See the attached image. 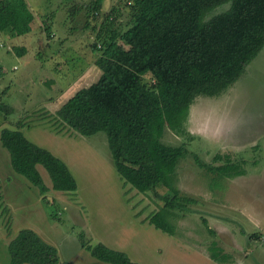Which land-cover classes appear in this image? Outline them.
Returning a JSON list of instances; mask_svg holds the SVG:
<instances>
[{"label":"rangeland","instance_id":"obj_1","mask_svg":"<svg viewBox=\"0 0 264 264\" xmlns=\"http://www.w3.org/2000/svg\"><path fill=\"white\" fill-rule=\"evenodd\" d=\"M25 1L34 14L31 30L16 36L8 30L0 33V104L12 108L0 110V128L19 123L25 137L65 162L76 180L78 202L72 193L42 197L57 230L54 241L61 242V255L76 250L83 232L89 241L125 249L140 264H264V46L231 87L216 96L197 97L182 128L162 138L167 145L185 146L176 185L181 195L195 199L174 210L178 216L172 235L146 223L162 201L152 191L142 193L122 185L104 132L82 136L69 127L62 131L44 109L48 98H57L50 106L53 112L77 89L98 80L101 70L94 63L98 53L91 44L98 41L103 17L113 7L121 10L118 29L127 27L126 4L131 1L101 0L96 17L90 11L94 0ZM72 7L77 8L73 16ZM227 8L223 4L211 13ZM142 81L150 86L149 78ZM71 82L65 93L58 92ZM34 117L49 125L41 129L25 125ZM218 151L237 163L242 173L226 177L221 169H214L224 163L213 160ZM1 186L0 264H8L5 234L13 224L12 209ZM163 191L157 189L159 194ZM212 247L226 255L224 261L210 257ZM84 254L94 264H106Z\"/></svg>","mask_w":264,"mask_h":264},{"label":"trees","instance_id":"obj_2","mask_svg":"<svg viewBox=\"0 0 264 264\" xmlns=\"http://www.w3.org/2000/svg\"><path fill=\"white\" fill-rule=\"evenodd\" d=\"M130 1L127 27L118 29L121 10L113 7L103 17L98 41L91 44L98 53L94 63L101 70L100 77L76 91L54 118L82 136L104 132L124 184L142 193L152 191L162 201L148 222L173 235V220L178 216L174 210L195 199L181 195L176 185V168L185 146L167 145L162 138L182 128L197 97L219 95L245 74L264 46V0ZM223 4H228L226 10L211 13ZM101 7V0H94L90 11L96 17ZM70 9L72 16L76 14L77 8ZM33 19L25 0H0V33H28ZM144 77L150 79V86L142 81ZM0 110L12 108L0 104ZM0 143L8 150L14 171L35 185L43 198L49 188L37 164L48 172L52 189L77 190L67 165L30 142L18 128H0ZM195 160L203 169L204 164ZM213 160L224 162L214 169H221L226 177L242 173L226 154L218 151ZM158 188L164 191L159 194ZM83 234L78 236L81 247L98 260L139 264L100 242L90 244ZM7 250L8 264H58L55 247L29 229L20 230ZM211 251L215 261L225 260L217 247Z\"/></svg>","mask_w":264,"mask_h":264},{"label":"crops","instance_id":"obj_3","mask_svg":"<svg viewBox=\"0 0 264 264\" xmlns=\"http://www.w3.org/2000/svg\"><path fill=\"white\" fill-rule=\"evenodd\" d=\"M72 83L73 82L67 84L63 88H59L58 92L60 94L65 93V91L71 86ZM78 90L79 89H77L76 91H78ZM56 99L57 98L54 96L48 98V100H47L48 104H46L47 106H46V108H44V109H46L45 112L48 115L49 114L51 115L50 118L56 117V114H55L56 111L68 100L67 99L65 102H61V103L56 104V106H55L56 109L53 112H51L50 106L54 105L51 103H56L55 102ZM59 99H60V97H59ZM37 111H40V110H37ZM35 121H38V122L35 123ZM55 121H56V123L60 124V122H58L57 119H55ZM46 124L49 125L48 123H43V121L38 120L35 117L31 121L25 122V125H27V126H32L33 128L35 127V128H40V129L47 127ZM60 126L63 127L62 131L65 130L66 128H68V127L61 125V124H60ZM17 127H21V126H19V123H17L15 126H9V128H14V129H16ZM6 128H8V127L6 126ZM19 130L22 132L21 128H19ZM23 135H24V133H23ZM53 136H57V134H55ZM30 142H32V141H30ZM32 143H34V142H32ZM40 147H42V146H40ZM42 148H44V147H42ZM5 151H7L8 155L6 154ZM38 166H39V164L36 165V168L39 171L45 185L49 188V190L46 192V194H51L52 192L59 193L60 195H62L64 193L69 194L68 192H61V191H57V190L52 189V182H51V179L49 177L48 172L42 166L45 169V171L47 172L48 178L50 180H48L47 177H45V175L40 172V169ZM119 178H120V176H119ZM120 180L122 181V185L128 186L129 188H132L129 184H124V182L121 178H120ZM0 185H2L1 187H2V193L3 194H4L5 190L7 191V197H9L7 200H8L9 206L12 209V215L9 217H10V222L13 221V224L10 225L9 229L6 231V234H5V236L8 237V242H6V245H5L6 250H7L8 244L11 242V240H13L16 237V235L18 234V232L20 230L29 229V230H32L33 232H35L44 242L55 247V249L57 250L58 264H94L93 263L94 261L90 257L86 256L84 253L85 252L88 253L92 258H95V257H93L90 254V252L87 251L85 248L81 247L80 241L78 242L79 244L77 243L75 245V247L73 248V249H76L75 251H70V253L64 257L61 255L62 252L61 251L59 252V250L61 248V242H60V240L58 243H57V241L56 242L54 241L55 230H56L55 224L53 222H51L50 217L48 215V212H46L47 209L45 208V206L42 203V197L43 196L40 194L39 189L35 185L30 183L26 177H24L23 175L14 171V169L11 165L9 152L5 147H3L1 145V143H0ZM77 189H78V187H77ZM132 190L139 192L138 190H136L134 188H132ZM78 192H79L78 190H76L75 192H72L73 200H75L76 202H78V200L75 199L76 196H78L77 195ZM121 193H122V195L124 194L122 191H121ZM61 204H62V202H61ZM63 209H65V208H63ZM146 223H149L148 222V216L146 218ZM49 238L53 239V241L49 240ZM87 238L89 239V237H87ZM89 243L94 244L95 242L90 241ZM100 243H102V242H100ZM102 244L106 245V243H102ZM107 247H109V246H107ZM111 249H113V248H111ZM114 250H118V251L122 250V252H124L128 255V252L125 249L117 248ZM72 253H74V257L70 258L69 255ZM128 257H129V255H128ZM95 259L98 260L97 258H95ZM65 260H66V262H65ZM98 261H100V260H98ZM100 262H102V261H100ZM103 263H106V262H103ZM24 264H28V263H24ZM106 264H110V263H106Z\"/></svg>","mask_w":264,"mask_h":264}]
</instances>
